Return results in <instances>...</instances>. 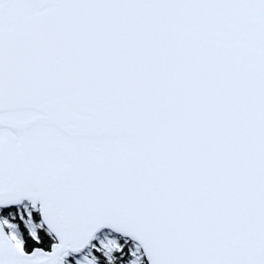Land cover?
Returning a JSON list of instances; mask_svg holds the SVG:
<instances>
[{
    "label": "snow or ice",
    "instance_id": "6c2138e0",
    "mask_svg": "<svg viewBox=\"0 0 264 264\" xmlns=\"http://www.w3.org/2000/svg\"><path fill=\"white\" fill-rule=\"evenodd\" d=\"M0 264H264V0H0Z\"/></svg>",
    "mask_w": 264,
    "mask_h": 264
}]
</instances>
